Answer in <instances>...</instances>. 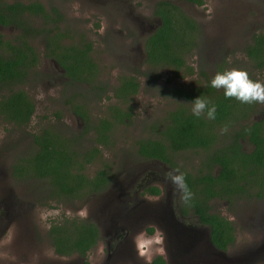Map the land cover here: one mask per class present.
<instances>
[{
	"label": "rangeland",
	"instance_id": "obj_1",
	"mask_svg": "<svg viewBox=\"0 0 264 264\" xmlns=\"http://www.w3.org/2000/svg\"><path fill=\"white\" fill-rule=\"evenodd\" d=\"M35 1L47 10L51 7L58 10L62 16L58 28L68 35L64 44H91L90 56L97 72L92 85L72 82L55 60L46 55L45 35L41 33L30 39L38 62L27 78L21 83L0 84V99L12 91L23 90L34 103V112L27 124L16 125L0 114V264H82L84 260L88 264H104L107 257L104 233L114 220L117 229L129 228L132 237L147 226L167 228L169 235L177 239L172 223L162 213H156L157 197H148L146 205L140 202L145 197L140 193L145 182L164 190L166 186L173 187L165 174L175 168L140 157L137 140L158 137L168 112L185 102L177 90L192 91L202 85L206 77L215 75L217 65L223 60L228 70L243 69L264 83V70L255 68L246 54L253 36L264 35V0H204L201 6L184 0H166L198 24L196 44L185 55L190 73L185 68L175 72L170 67L146 62L144 40L160 22L153 14L159 0ZM28 21L33 27L47 28L42 18L29 17ZM16 33L12 27L0 26V34L7 38ZM121 76L134 77L139 82L138 92L126 105H120L113 96V88ZM73 104L85 108L91 125L108 116L109 105L129 109L132 114L113 128L108 145L98 146L100 157L83 169L92 177L103 165L107 166L111 181L106 188L91 196L67 199L53 195L46 179L14 176L12 167L36 151L33 135L44 129L71 139L80 150L95 145L94 131L83 132L84 123L73 113ZM263 112L264 105L257 103L246 124L261 119ZM224 127L216 128L215 148L229 143L239 125L227 126V131L222 132ZM240 143L245 151L253 148L247 140ZM206 153L202 149H187L173 153L172 158L179 168L197 175L204 169ZM217 171L218 167L212 170L213 174ZM210 206L234 227L235 239L228 255L234 258L240 255L250 262L247 264H264V196L214 198ZM85 210L87 215L83 217L81 212ZM64 218L90 220L97 225V243L85 258L55 253L48 230ZM174 244L176 247V241ZM133 249L136 251L134 244ZM123 253L127 252H118V256L121 258ZM177 254V250L172 253L170 263H180ZM184 256L190 260L188 251ZM122 260L121 264H138L134 253L123 256Z\"/></svg>",
	"mask_w": 264,
	"mask_h": 264
},
{
	"label": "trees",
	"instance_id": "obj_2",
	"mask_svg": "<svg viewBox=\"0 0 264 264\" xmlns=\"http://www.w3.org/2000/svg\"><path fill=\"white\" fill-rule=\"evenodd\" d=\"M184 1L196 6L205 3L204 0ZM154 15L160 22L144 40L146 62L170 67L175 72L185 68L190 73L191 67L185 65V55L196 44L197 22L166 0L157 2ZM29 17L42 18L47 28L33 27L28 21ZM61 19L62 16L55 7L47 10L39 1L0 0V26L17 30L12 38L0 34V84L21 83L27 78L29 71L38 62L37 52L30 39L41 33L45 35L46 55L55 60L72 82L89 85L94 83L97 66L90 56L91 44H64L68 35L67 31L62 32L58 28ZM246 54L255 68L264 70L263 34L253 36L252 43L246 47ZM216 70V73L228 70L226 62L223 60L218 64ZM213 77L214 75L206 77L205 82L192 91L177 90L187 105L183 102L168 112L163 128L157 132L158 137L139 139L136 145L137 154L143 159L159 160L185 174L194 196L189 204L183 203L182 213L198 215L202 223L210 226L212 242L218 248L226 249L235 239L233 225L219 213L211 211L210 200L264 196V112L261 119L246 124L257 103L242 104L235 98H226L222 89L210 86ZM250 78L256 81L253 77ZM138 89L139 82L134 77L121 76L113 88V96L120 105H126ZM198 96L216 105L215 120L203 116L197 118L192 114V101ZM82 107L80 104H73L72 111L83 121L84 133L94 131V146L86 150L77 149L71 139L51 129H44L33 135L36 151L21 160V163L14 164L12 174L46 179L53 195L67 199L105 189L111 181L107 166L103 165L92 177H88L83 169L100 157L98 146H107L113 128L124 123L132 113L129 109L109 105L108 116L91 125L87 111ZM33 112L34 103L23 90L12 91L0 99V114L8 122L27 124ZM219 125L239 127L235 128L229 143L215 148L216 128ZM241 140H247L253 148L245 151ZM187 149H202L207 152L203 164L205 171L199 170L196 175L174 163L172 154ZM215 167H218V171L213 174ZM146 191L156 195L160 189L152 186ZM48 236L56 254H77L85 258L97 243L99 230L90 220L64 218L50 226ZM82 264L88 262L84 260ZM152 264L166 263L158 256Z\"/></svg>",
	"mask_w": 264,
	"mask_h": 264
},
{
	"label": "flooded vegetation",
	"instance_id": "obj_3",
	"mask_svg": "<svg viewBox=\"0 0 264 264\" xmlns=\"http://www.w3.org/2000/svg\"><path fill=\"white\" fill-rule=\"evenodd\" d=\"M153 14H154V9H153ZM152 186H156V185L151 184L149 181L142 184V186L140 187L141 189L140 193L141 195L143 194L145 197H142L140 199V202L144 203L142 205H146L148 197H157L158 201L156 202L157 204L156 213L158 215L159 213H162L163 215H165L163 217H167L166 220H169L172 223V227L177 235V239L176 238L173 239L169 235V231L167 228L160 227V229L163 230V232L166 234V254L153 256L151 260V264L152 261L158 256H160L165 261L166 264H172L170 263L169 259H171L172 253H174V251L176 250L178 251L177 255H178V261H180L179 264H235L236 263L235 262L236 258L228 255L231 254L230 245L234 241L228 244L226 246V249L218 248L211 240V230L208 224L202 223L200 221L199 216L196 214L191 213L189 215L182 213L184 204L183 201L181 200V196L178 191H174V188L171 186L169 187L166 186L165 190L163 188L158 187L160 189L159 193L153 195L146 191L149 187ZM96 193H89L87 195L91 196ZM172 195L174 197H172ZM119 212H121V210ZM108 213L111 214L110 215L111 217H114L113 216L114 214L112 212H108ZM226 219L229 222H231L228 218ZM116 226L117 225L114 220V224L111 226V228L106 230L104 233V236H106V252H107V257L105 259L104 264H121V262L124 261L122 260V257L128 256L131 253H134V260L136 259V263L144 264V261L138 257L137 251H134L133 249V237L130 229L126 228L125 226L121 227V229H117ZM145 229H147L149 235H151L155 230L154 227L150 228L147 226ZM149 229H152V231H149ZM234 232L235 231L233 227V233ZM175 241H176V247H174ZM190 244L191 245L197 244V245L196 247L194 246V248L191 250ZM123 251L127 252L128 254L123 253V256L121 255L122 257L120 258L118 256V252L121 253ZM186 251H188L190 254L189 261H187L186 259L187 256H184V253ZM193 252H195L194 254L197 253L198 255L197 256L194 255ZM192 257H195L197 261L193 260Z\"/></svg>",
	"mask_w": 264,
	"mask_h": 264
},
{
	"label": "clouds",
	"instance_id": "obj_4",
	"mask_svg": "<svg viewBox=\"0 0 264 264\" xmlns=\"http://www.w3.org/2000/svg\"><path fill=\"white\" fill-rule=\"evenodd\" d=\"M210 86L217 90H223L226 98H235L242 104L259 103L264 105V83L254 81L249 73L243 69L233 68L224 72H217L210 81ZM192 114L199 117H206L209 120H215L217 108L206 98L200 96L192 101ZM227 131V126L222 132ZM165 178L172 184L174 191H178L184 204H189L193 199V192L190 190L185 174L179 169H171L165 174ZM81 215L86 217L87 212L82 211ZM133 244L138 253V257L144 261V264H151L155 255L166 254V234L158 227L151 235L147 229L141 230L133 236Z\"/></svg>",
	"mask_w": 264,
	"mask_h": 264
},
{
	"label": "water",
	"instance_id": "obj_5",
	"mask_svg": "<svg viewBox=\"0 0 264 264\" xmlns=\"http://www.w3.org/2000/svg\"><path fill=\"white\" fill-rule=\"evenodd\" d=\"M176 224H178V223H176ZM176 224H175V225H176ZM189 243H190V242H189ZM235 262H236V264H247V263H250V262H248V261H244L243 257L240 256V255H237V256H236Z\"/></svg>",
	"mask_w": 264,
	"mask_h": 264
}]
</instances>
